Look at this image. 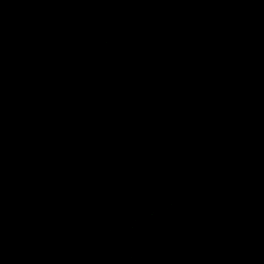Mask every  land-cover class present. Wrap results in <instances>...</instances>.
Instances as JSON below:
<instances>
[{
	"label": "trees",
	"instance_id": "trees-1",
	"mask_svg": "<svg viewBox=\"0 0 264 264\" xmlns=\"http://www.w3.org/2000/svg\"><path fill=\"white\" fill-rule=\"evenodd\" d=\"M242 1L0 0V264H264V105L191 56Z\"/></svg>",
	"mask_w": 264,
	"mask_h": 264
},
{
	"label": "rangeland",
	"instance_id": "rangeland-1",
	"mask_svg": "<svg viewBox=\"0 0 264 264\" xmlns=\"http://www.w3.org/2000/svg\"><path fill=\"white\" fill-rule=\"evenodd\" d=\"M259 1L243 0L242 5L248 10L249 22L264 25V11L258 7ZM218 28L222 29L214 27L212 32H210L207 29V24L203 23L193 29L192 32L195 34L194 37L198 46L197 50L191 56L208 55L215 60L214 67L219 92L231 91L245 83H250L256 86L258 90L259 98H257L256 90V97L254 96L257 105H264V73L261 72V68L264 66V53H256L245 46L237 45L227 35L223 24L219 25ZM172 57L173 54L171 52L166 55V59L170 60ZM192 69L193 67L187 72L190 73L191 80L192 75L196 74L194 78L195 83L193 82V89L189 97L188 105L184 111V116L191 118L197 124H202L204 117L199 107V79L196 70L192 72ZM258 101H261V103ZM174 153L175 155L178 154L177 151H174ZM128 226L130 224H127V226L121 229L122 233L128 234V232H131Z\"/></svg>",
	"mask_w": 264,
	"mask_h": 264
},
{
	"label": "clouds",
	"instance_id": "clouds-1",
	"mask_svg": "<svg viewBox=\"0 0 264 264\" xmlns=\"http://www.w3.org/2000/svg\"><path fill=\"white\" fill-rule=\"evenodd\" d=\"M165 60L167 61L166 62V67H167V69H169V67L167 66V64L170 62V60L169 59H166V56H165Z\"/></svg>",
	"mask_w": 264,
	"mask_h": 264
}]
</instances>
